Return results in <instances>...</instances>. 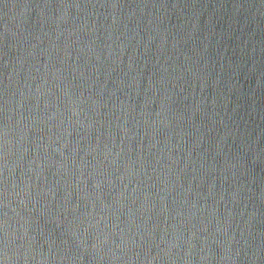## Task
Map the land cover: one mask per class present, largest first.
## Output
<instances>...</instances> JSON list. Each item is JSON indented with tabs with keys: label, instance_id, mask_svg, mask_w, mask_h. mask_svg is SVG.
Returning a JSON list of instances; mask_svg holds the SVG:
<instances>
[{
	"label": "water",
	"instance_id": "water-1",
	"mask_svg": "<svg viewBox=\"0 0 264 264\" xmlns=\"http://www.w3.org/2000/svg\"><path fill=\"white\" fill-rule=\"evenodd\" d=\"M0 197L16 264H264V0H0Z\"/></svg>",
	"mask_w": 264,
	"mask_h": 264
}]
</instances>
